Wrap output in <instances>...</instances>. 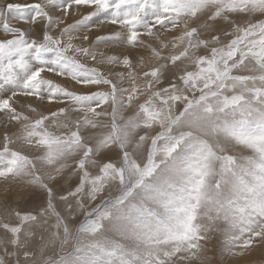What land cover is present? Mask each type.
I'll return each instance as SVG.
<instances>
[{
    "label": "rangeland",
    "instance_id": "1",
    "mask_svg": "<svg viewBox=\"0 0 264 264\" xmlns=\"http://www.w3.org/2000/svg\"><path fill=\"white\" fill-rule=\"evenodd\" d=\"M157 4L169 5L189 20L187 36H179L183 42L172 40L183 47L178 53H170L176 50L168 46L171 41L143 45L146 34L161 40L157 29H150L155 26ZM262 5L264 0H0V264H78L81 246L89 244L90 251L91 242L107 237L102 246L112 243L113 231H137L133 223L140 217L135 213L163 220L166 203L178 210L202 200H212L214 206L221 203L218 214L236 224L228 230L204 225L221 242L237 244L245 229L256 230L254 237L261 242L241 248L254 246L257 252L249 249L258 256L256 264H263L264 8L258 9ZM38 19L45 23L39 39L30 24ZM101 43L108 46L107 52L97 49ZM136 44L151 50L143 68H134L125 52ZM221 47L228 48L221 61L199 64ZM19 96L30 97L27 101ZM184 120L187 124L181 123ZM132 201L135 206L129 207ZM90 216L96 221L85 227ZM131 216L136 217L126 221ZM64 222L70 226L68 233ZM252 225L256 228L250 229ZM223 257L203 264L238 263ZM250 259L251 254L246 255L244 264Z\"/></svg>",
    "mask_w": 264,
    "mask_h": 264
},
{
    "label": "bare ground",
    "instance_id": "2",
    "mask_svg": "<svg viewBox=\"0 0 264 264\" xmlns=\"http://www.w3.org/2000/svg\"><path fill=\"white\" fill-rule=\"evenodd\" d=\"M180 1V0H179ZM187 1V0H186ZM198 1V0H197ZM225 1V0H224ZM261 2V1H260ZM30 3V1H29ZM28 3V4H29ZM111 5V4H110ZM142 5V4H140ZM139 5V6H140ZM149 5V4H148ZM205 5V4H204ZM138 6V8H139ZM53 7V6H52ZM146 7V6H145ZM190 7V6H189ZM224 7V6H223ZM257 7V6H256ZM86 6L83 5V9L82 11H85L86 9ZM89 9V7H87ZM211 8V7H210ZM217 8V7H216ZM264 6L262 5L260 8L258 9H263ZM73 9H76V8H73ZM172 7L170 8L169 5H167L165 7V5H160V4H157V6L154 8L155 10V13H154V25H152V28L150 29H153L154 30V27L155 29H157V32L159 34V36H161V40L158 41V39L160 38H157V43L155 38L153 39L152 37L149 36V34L147 35H144L145 36V43H143V45H148L150 43H152L153 45L155 44H159V45H162L164 46V44H162L163 41H165V44H167L168 42L171 41V43H169V47L173 48H176V50L174 49L173 52H170L171 54L172 53H178V51L180 49H182L183 47H181L182 45L179 44L181 42H183V39H180V35L182 36V34L186 35V31L190 29V27L188 28L187 27V23L189 22V20L187 19V17L183 14V13H176L174 11H172ZM205 9V8H204ZM140 10V9H139ZM206 10L207 7H206ZM215 10V9H214ZM126 11V10H125ZM152 11V10H151ZM222 11V10H221ZM146 12V11H145ZM212 12V11H211ZM210 12V13H211ZM207 13V12H206ZM76 14V13H75ZM81 14V13H80ZM147 14V13H146ZM53 15V14H52ZM55 15V14H54ZM83 14H81L82 16ZM87 16V15H86ZM111 16V15H110ZM134 16V15H133ZM59 17V16H58ZM198 17V16H196ZM98 18V17H97ZM100 18V17H99ZM141 18V17H140ZM61 19V18H59ZM112 19V18H110ZM142 19V18H141ZM148 19V18H147ZM199 19L200 16H199ZM204 20V18H203ZM42 21V20H41ZM111 21H114V20H110ZM151 21V19H150ZM150 21L148 20L147 23ZM180 21V23L177 25V28L175 27V23ZM185 21V24L183 23ZM204 22V21H203ZM48 23V22H47ZM55 23V22H54ZM64 23V22H63ZM107 23V22H106ZM116 23V22H115ZM205 23V22H204ZM33 27H32V31L36 34V37H38L37 39L41 38L42 37V33H41V30L43 29L44 27V22L43 23H40V20L38 19V23L37 22H34V23H30ZM114 24V23H113ZM120 24V23H119ZM133 24V23H132ZM146 24V23H145ZM152 23H150L151 25ZM192 24V23H191ZM195 24V23H194ZM193 24V25H194ZM197 24V23H196ZM195 24V26H197ZM258 24V23H257ZM97 25V24H96ZM136 25V24H134ZM61 26V25H60ZM64 26V25H63ZM100 26V24L98 25ZM123 26V25H122ZM115 27V26H114ZM118 27V26H117ZM145 27V26H144ZM97 28V27H95ZM106 28V27H105ZM133 28V27H132ZM131 28V30H132ZM135 28V27H134ZM143 28V27H142ZM201 28V27H199ZM205 28V27H204ZM207 28V27H206ZM205 28V29H206ZM100 29V28H99ZM111 29V28H110ZM127 29V28H125ZM147 29V28H146ZM202 30V28H201ZM45 31V30H44ZM95 33H99L98 30L94 29ZM100 31V30H99ZM113 31V30H112ZM111 31V33H112ZM116 31V30H115ZM114 31V32H115ZM149 31V29H148ZM190 31V30H189ZM204 31V30H203ZM249 31V30H247ZM93 32V31H92ZM125 32V30H124ZM156 32V33H157ZM202 32V31H201ZM77 33V31H76ZM76 33L75 36H76ZM108 33V32H106ZM116 33V32H115ZM121 32H119L120 34ZM140 34V32H138ZM145 33V32H144ZM151 33V32H150ZM66 34H69V33H66ZM79 34V33H78ZM118 34V35H119ZM123 34V33H122ZM142 34V33H141ZM244 34H245V31H244ZM248 34V33H246ZM71 35V34H70ZM132 35V34H130ZM156 35V34H154ZM238 35V34H237ZM67 36V35H66ZM69 36V35H68ZM72 36V35H71ZM82 37V33L80 35ZM95 36V35H94ZM112 36V35H111ZM120 36V35H119ZM139 40H140V35H137ZM136 36V37H137ZM143 36V37H144ZM158 36V37H159ZM187 36V35H186ZM202 36V35H201ZM234 36H236L234 34ZM100 37V36H99ZM131 37V36H130ZM136 37L135 40H136ZM242 37V36H241ZM5 38V37H4ZM70 38V37H69ZM73 38H74V35H73ZM92 38V37H91ZM111 38V37H110ZM109 38V39H110ZM113 38V37H112ZM121 38V37H120ZM137 38V40H138ZM165 38V39H164ZM65 39V38H64ZM63 39V40H64ZM79 39V38H78ZM82 39H85V38H82ZM119 39V38H118ZM174 39H177L179 41V43L175 42V41H172ZM136 40V41H137ZM203 40V39H202ZM65 41V40H64ZM69 41V40H67ZM73 41V40H72ZM77 41V40H76ZM81 41V40H80ZM118 41V40H117ZM124 41V39H123ZM129 41V40H127ZM232 41V40H231ZM70 42V41H69ZM68 42V43H69ZM75 42V41H74ZM79 42V41H78ZM82 42V41H81ZM96 42V41H95ZM103 42V41H102ZM112 42V41H111ZM133 42V41H132ZM156 42V43H155ZM190 42V41H189ZM119 43V42H118ZM117 43V44H118ZM134 43V42H133ZM139 43V41H138ZM185 43V41H184ZM64 44H66V42H64ZM79 44L81 45V43L79 42ZM125 44V43H124ZM132 43H130L131 45ZM142 44V43H141ZM186 44V43H185ZM236 44V43H235ZM75 45H78V44H75ZM83 45V44H82ZM81 45V46H82ZM104 45V43H103ZM102 43L100 46L102 47H98L97 49H105V47H108V46H103ZM113 45V44H112ZM110 45V46H112ZM119 45V44H118ZM116 45V46H118ZM121 45V44H120ZM137 45V44H136ZM152 45V46H153ZM158 45V46H159ZM16 46V45H15ZM64 46V45H63ZM68 46H72V45H68ZM109 46V47H110ZM115 46V45H114ZM123 46V45H122ZM146 46H142V45H137V46H128V49L125 48V52L128 53V55H130L129 57H131L130 59L131 60H134V68L136 67H139V68H143L145 67V63L144 62V58H146V55H148L151 51L148 49H144L143 47L146 48ZM151 46V47H152ZM161 47V46H159ZM166 46V45H165ZM234 46V45H233ZM65 47V46H64ZM74 47V46H72ZM80 47V46H79ZM78 47V48H79ZM84 46H82L81 49H83ZM113 47V46H112ZM154 47V46H153ZM116 48V47H115ZM122 48V47H121ZM148 48V46H147ZM201 48V46H200ZM230 48V47H229ZM259 48V46H258ZM119 49V48H118ZM124 49V48H123ZM151 49V48H150ZM153 49V48H152ZM160 49V48H159ZM158 49V50H159ZM71 50V49H70ZM108 50V49H107ZM106 50V52H107ZM117 50V48H116ZM154 50V49H153ZM156 50V49H155ZM167 50V49H166ZM255 50V49H253ZM112 51V50H111ZM115 51V50H114ZM164 51V50H163ZM216 53H215V56L214 54L211 55V57L213 58H202L201 60H199V64H203L206 65V66H210L213 62L212 60L213 59H216L217 62L221 61L224 57V55H222V53L224 51H227L228 52V48H220V51L219 49L215 50ZM214 51V52H215ZM260 51V50H259ZM258 51V52H259ZM92 52V51H91ZM110 53V51H108ZM123 52V51H122ZM149 52V53H148ZM168 52V50H167ZM248 52V51H247ZM256 52V51H255ZM119 53V52H118ZM117 53V54H118ZM254 53V52H253ZM116 54V55H117ZM167 54V53H166ZM247 54V53H246ZM106 55V54H105ZM120 55V54H119ZM118 55V56H119ZM155 55V54H154ZM261 55V54H260ZM59 56V55H58ZM125 56V55H123ZM179 56V55H178ZM194 56V55H193ZM70 57V56H68ZM74 57V56H72ZM78 57V56H77ZM116 57V56H115ZM128 57V56H127ZM256 57V56H255ZM258 57V56H257ZM61 58V57H60ZM117 58V57H116ZM120 58V57H119ZM122 58V57H121ZM120 58V59H121ZM184 58V57H183ZM182 58V59H183ZM191 58V57H190ZM193 58V57H192ZM260 58V57H259ZM51 60V59H50ZM64 60V58H63ZM66 60V59H65ZM124 61V59H122ZM122 60L120 62H122ZM126 60V59H125ZM185 60V59H184ZM193 60V59H192ZM192 60L190 59V62H192ZM261 60V59H259ZM189 61V60H188ZM132 61H128V63H131ZM180 62V61H179ZM184 62V61H182ZM186 62V60H185ZM189 62V63H190ZM264 62V61H263ZM125 63V62H124ZM123 63V64H124ZM112 63H110V66H111ZM123 64H122V67H123ZM143 64V66H142ZM149 64V63H148ZM185 64V63H184ZM187 64V63H186ZM65 65V64H64ZM90 65V64H89ZM92 65V64H91ZM119 65V64H118ZM133 65V64H132ZM183 65V64H181ZM51 66V65H50ZM60 66V65H59ZM66 66V65H65ZM87 66V65H86ZM109 66V67H110ZM114 66V64L112 65ZM116 66V65H115ZM128 66V65H127ZM130 66V65H129ZM149 66V65H148ZM187 66V69H188V65ZM250 66V65H249ZM94 67V66H93ZM96 67V66H95ZM98 67V66H97ZM126 67V65H125ZM168 68V66H165ZM178 67H180L178 65ZM133 68V67H132ZM182 68V67H181ZM34 69V68H32ZM92 69V68H91ZM90 69V70H91ZM95 69V68H94ZM100 69V68H99ZM165 69V68H164ZM180 69V68H179ZM213 69V68H212ZM8 70V69H7ZM117 70V69H116ZM126 70V69H124ZM214 70V69H213ZM58 71V70H57ZM96 71V70H95ZM107 71V70H106ZM172 71H173V67H172ZM171 71V72H172ZM223 70H221L220 72H222ZM239 71H242V70H239ZM91 72V71H90ZM97 72V71H96ZM130 72V70H129ZM170 72V71H169ZM214 72H217L214 70ZM253 72V71H252ZM4 73V72H3ZM99 73V72H98ZM168 73V72H167ZM217 77L218 79L220 78L219 76V72H217ZM242 73V72H241ZM245 73V72H244ZM248 73V72H247ZM264 73V72H263ZM81 74V73H80ZM120 74V73H119ZM131 74V73H130ZM169 74V73H168ZM186 74V73H185ZM214 74V73H213ZM246 74V73H245ZM244 74V75H245ZM251 74V73H250ZM69 75V74H68ZM97 75V73H96ZM103 75V74H101ZM100 75V76H101ZM254 75V74H253ZM129 76V75H128ZM131 76V75H130ZM129 76V77H130ZM134 76V75H133ZM162 76V75H161ZM242 76V75H241ZM250 76V75H249ZM25 77V76H24ZM48 77V76H47ZM127 77V76H126ZM214 77V76H213ZM246 77V76H245ZM251 77V76H250ZM260 77V76H259ZM94 78V77H93ZM100 78V77H99ZM131 78V77H130ZM243 78V77H242ZM262 78V77H261ZM28 79V77H27ZM106 80L108 78H105ZM111 80V78H110ZM132 80V79H130ZM128 80V81H130ZM168 80V79H167ZM257 80V79H256ZM133 81V80H132ZM247 81V80H246ZM186 82V80H185ZM199 82V81H198ZM213 82H215V80L213 79ZM249 82V81H248ZM253 82V81H252ZM29 84V83H28ZM27 84V85H28ZM136 84V83H135ZM196 84V83H195ZM201 84V83H200ZM253 84V83H252ZM109 85V84H108ZM122 85V84H121ZM137 85V84H136ZM91 86V85H90ZM125 86V85H124ZM116 87V86H115ZM219 87V86H218ZM82 88V87H81ZM17 89V88H16ZM53 89V88H52ZM79 89V88H78ZM195 89V88H194ZM88 90V89H87ZM114 90V89H113ZM135 90V89H134ZM138 90V89H136ZM141 90V89H140ZM133 91V89H132ZM220 91V90H218ZM25 92V91H24ZM30 92V91H29ZM28 92V93H29ZM74 92V91H73ZM116 92V91H115ZM139 92V91H138ZM195 92V91H194ZM222 92V91H220ZM5 93V91H4ZM12 93V92H11ZM22 93V92H21ZM70 93V92H69ZM128 93V92H127ZM256 93V92H255ZM7 94V92L5 93ZM30 94V93H29ZM38 94V93H37ZM3 96V92H0V96ZM8 95V94H7ZM6 95V96H7ZM50 95V94H49ZM158 95V93H157ZM5 96V95H4ZM66 96V95H65ZM114 96V95H113ZM159 96V95H158ZM259 96V95H258ZM30 97V96H29ZM29 97L27 98L26 96L25 97H17L19 99H26L27 101L29 100ZM45 97V96H44ZM243 97V96H242ZM132 98V97H131ZM77 99V98H76ZM128 99V98H127ZM160 99L163 100L160 96ZM252 99V98H251ZM42 100V99H41ZM75 100V99H74ZM4 101V100H3ZM20 101V100H19ZM40 101V100H39ZM48 101V100H47ZM67 101V100H66ZM144 101V100H143ZM147 101V100H146ZM1 102V101H0ZM22 102V101H21ZM43 102V100H42ZM60 102V101H59ZM171 102V101H170ZM205 102V101H204ZM36 103V101H35ZM130 103V102H129ZM207 103V102H206ZM22 104V103H21ZM16 105V104H15ZM38 105V104H37ZM88 105V104H87ZM7 107V105H5ZM30 106V105H29ZM62 106V105H61ZM23 107V106H22ZM51 107H52V104H51ZM50 107V108H51ZM252 107V105H251ZM8 108V107H7ZM25 108V107H23ZM49 108V109H50ZM56 108V107H55ZM65 108V107H64ZM68 108V107H66ZM207 108V107H206ZM5 110V108H3ZM21 109V107L19 108ZM23 110V109H22ZM26 110V109H25ZM29 108H27L26 111H28ZM55 110V109H53ZM57 110V108H56ZM104 110V109H103ZM7 111V109H6ZM197 111V110H196ZM5 112V111H4ZM50 112V111H49ZM2 113V112H1ZM12 113V112H11ZM26 113V112H25ZM29 113V112H28ZM46 114V113H45ZM49 114V113H48ZM47 114V116H48ZM43 115V114H42ZM89 115V114H88ZM183 115V114H182ZM3 116V114H2ZM4 116H7L9 117V115H4ZM12 117H14L13 113L10 115ZM17 116V115H16ZM24 116V115H23ZM41 116V115H40ZM203 116V115H202ZM18 117V116H17ZM57 117V116H56ZM165 117V116H164ZM9 119V118H8ZM86 119V118H85ZM7 120V118H6ZM250 121V120H249ZM3 122V121H2ZM18 122V121H15V123ZM163 122V121H162ZM4 123V122H3ZM181 123H184V124H187L186 120L182 121ZM173 124V123H172ZM251 124V123H250ZM15 125V124H14ZM190 125V124H189ZM8 126V124H7ZM10 128H11V122H10ZM13 126V125H12ZM104 126V125H103ZM182 126V124H180L178 127ZM173 127V126H172ZM192 129L195 130L196 132L195 133H199L198 130H200V128L193 124L192 125ZM170 129V128H169ZM175 129V128H174ZM252 129V128H251ZM250 129V130H251ZM178 130V129H177ZM202 132V131H201ZM207 132V131H206ZM103 137V136H102ZM22 143V142H21ZM169 146V145H168ZM218 145H216V148H217ZM219 147V146H218ZM109 148V147H108ZM220 149V148H219ZM218 150V149H217ZM234 150H236L238 152V148H234ZM35 151V150H34ZM104 152V151H103ZM169 152V151H168ZM221 153V152H220ZM207 154V153H206ZM111 156H115L114 153H110ZM137 156V155H136ZM135 156V157H136ZM208 157V160L210 158V156H207ZM139 158V157H137ZM132 160V159H131ZM82 161V160H81ZM210 161V160H209ZM83 162V161H82ZM132 161H129V163L131 164ZM33 163V162H31ZM51 165V164H50ZM55 165V164H54ZM84 165V163L82 164ZM157 165V164H156ZM97 166V165H96ZM51 167V166H50ZM92 167V166H91ZM106 167L109 169V163L108 165H106ZM83 169V168H82ZM112 168H110L109 170H111ZM114 169V168H113ZM150 169V168H149ZM84 170V169H83ZM107 170V169H106ZM45 171V170H44ZM121 171V170H119ZM150 171V170H149ZM163 171V170H162ZM116 173H119V172H116ZM165 173V171H164ZM52 174V172H51ZM115 174V173H114ZM74 176V175H73ZM78 176V175H77ZM85 176V175H84ZM120 176H122L120 174ZM90 178V177H89ZM103 178V177H102ZM116 178H117V175H116ZM121 178V177H120ZM66 179V178H65ZM77 179V178H76ZM88 179V178H87ZM107 179V178H106ZM122 179V178H121ZM158 179V178H157ZM48 180V179H47ZM110 180V179H108ZM156 180V179H155ZM159 180V179H158ZM83 181V179H82ZM89 181V180H88ZM107 181V180H106ZM112 181V180H111ZM117 181V180H116ZM86 182V181H85ZM91 182V180H90ZM200 186L203 184L202 182L199 183ZM90 185V184H89ZM148 186H150L151 184H147ZM156 185V184H155ZM85 186V185H84ZM159 186V185H158ZM162 186V185H161ZM90 187V186H89ZM97 187V186H96ZM95 187V188H96ZM147 187V186H146ZM151 187V186H150ZM59 188V187H58ZM158 187H156L157 189ZM160 188V186H159ZM162 188V187H161ZM160 188V189H161ZM144 189H146L144 187ZM95 190V189H94ZM148 190V188H147ZM147 190H144V191H147ZM167 190V189H166ZM126 190H123L122 191V194L125 192ZM155 191V190H154ZM163 191V190H161ZM199 191V190H198ZM65 192V191H64ZM69 192V191H68ZM83 192V191H82ZM159 192V191H158ZM166 191H164L163 193H165ZM55 193V192H54ZM144 193V192H143ZM167 193V192H166ZM165 193V194H166ZM169 193V192H168ZM176 193V192H175ZM93 194V193H92ZM154 194V192H153ZM159 194V193H157ZM162 195V193H160ZM66 195V194H65ZM170 195V194H168ZM218 193L215 192L214 193V196H217ZM58 196V194H57ZM155 196V195H153ZM198 196V195H197ZM162 197H165V196H162ZM169 197V196H168ZM54 198V197H53ZM166 198V197H165ZM168 198H166L167 200ZM149 200V199H148ZM62 201V200H61ZM170 201V200H169ZM187 201V200H185ZM220 201V200H219ZM134 201H132L129 205V207H134L135 204L133 203ZM153 202V201H152ZM156 202V201H155ZM213 202H216L214 201L213 199ZM55 203V202H54ZM129 203V202H128ZM194 203V202H193ZM192 203V204H193ZM226 203L228 204H233L231 201L229 200H226ZM62 204L61 202L59 203V205ZM179 204V203H178ZM152 205V204H151ZM57 206V205H56ZM67 206V205H66ZM146 208L149 206L148 204H145L144 205ZM155 206V205H154ZM60 207V206H59ZM128 207V205H127ZM150 207V206H149ZM148 207V209H149ZM165 208H167V214H166V217L170 218L168 220H166V217L163 218V220H158L154 215L152 214H146V213H143L142 211L141 212H137L135 213L134 215L137 214V216H139L140 218H147L146 220L147 221H143L144 223L142 222H139L137 223L139 220L136 218L134 220V224H136V226L133 228L137 229L136 230H130L131 228H127V232L126 233H123L124 232V229H123V232L122 230L121 231H113V234L111 235V240H112V243H109L108 245L106 246H102L104 245V243L106 242L105 239H102L96 243H90L91 245V248H93V250L89 251L87 248H89V244H87L86 246L82 247L81 245V249H82V255L83 253H85L83 256L81 255V259H79V263L78 264H118V262H121V264H193V261L192 260H196L199 262V264H203V263H206L208 261H210L211 259H215L216 262L218 260H221L220 259V256L222 255V257L224 256L226 259L225 260H236L238 261L237 264H244L246 261H243V259L245 258L246 255H249L251 254V259L248 260V262L250 264H256L257 262V259H258V256L255 254V252H257L256 248H254V246H250L249 248H252V249H255V252L250 250L249 248H247V250H244L241 248V246H243L244 244H250V243H253L255 244L256 242H259L260 241V238L256 240V238L254 237V232L256 230H254L252 232V230H248V229H245V232L244 233H240L239 234V241L237 242V244H234L232 245L231 243H229L226 239L223 240L222 242L219 240V236H215L213 235V231L208 229V228H204V225H216L215 227H219L220 229H233L236 224L235 222L232 220V219H227V218H222L221 217V213L218 214L219 210L222 208V205L221 203H215V206L212 204V200H208V201H204L202 200L201 204L199 203H194V205L192 206L191 204L189 206H186L187 209H178V210H172L171 209V206H169L168 203H166L164 205ZM62 208V207H61ZM157 208V207H155ZM130 209V208H128ZM162 209V208H161ZM160 209V210H161ZM111 210V209H110ZM150 210V209H149ZM153 210V208H152ZM156 210V209H155ZM159 210V209H158ZM61 211V210H60ZM104 211V210H103ZM62 212V211H61ZM114 212V210H113ZM149 211H147L148 213ZM154 212V210H153ZM54 213V212H53ZM63 213V212H62ZM155 213V212H154ZM117 214V213H116ZM55 215V214H54ZM64 215V214H62ZM129 215V214H128ZM159 215V214H157ZM164 215V214H163ZM116 216V215H115ZM132 217V216H131ZM136 216L132 217V218H125L126 221H132L133 218H135ZM162 217V216H161ZM64 218V217H63ZM62 218V220H63ZM95 217L91 218H86L87 220L85 221L84 223V226H89L91 224H94L93 221H96V219H94ZM97 218V217H96ZM25 219V218H24ZM100 219V218H99ZM22 220V219H21ZM123 220V219H122ZM65 221V220H63ZM62 221V222H63ZM102 221V220H100ZM136 221V222H135ZM141 221V220H140ZM166 221V222H164ZM260 221H264V217L260 220ZM67 222V221H66ZM111 222V221H110ZM121 222V221H119ZM100 223V222H99ZM125 223V222H124ZM146 223V224H145ZM3 224V223H2ZM96 224V223H95ZM132 224V222H131ZM130 224V226H131ZM25 225V223H24ZM126 225V224H125ZM250 225V224H249ZM4 226V225H3ZM6 226V225H5ZM20 226V225H19ZM63 229L65 231V233H68V227L66 225V223L64 222L63 223ZM95 226V225H94ZM128 225V227H130ZM255 225H252L250 227V229H254L256 228V226L254 227ZM11 227V226H10ZM16 227V226H15ZM114 227V226H113ZM8 228V227H7ZM13 228V226L11 227V229ZM19 228V227H18ZM105 228V227H104ZM122 228V227H121ZM132 228V229H133ZM144 228H150L151 231H149L148 233H145L144 231H146L147 229H144ZM160 228H162V230H160ZM62 229V228H61ZM104 230V229H103ZM160 230V231H159ZM219 230V229H218ZM16 231V229H15ZM126 231V230H125ZM18 232V231H17ZM83 232V231H82ZM249 232V233H248ZM16 233V232H15ZM19 233V232H18ZM73 233V232H72ZM100 233V232H99ZM102 233V232H101ZM143 233V234H142ZM180 233V236H178L177 234ZM12 234V233H11ZM17 234V233H16ZM87 234V233H86ZM89 234V232H88ZM183 234H186V236H184ZM66 235V234H65ZM105 235V234H104ZM114 235H116L117 237H114ZM140 235V236H139ZM14 236V235H13ZM18 236V234H17ZM20 236V235H19ZM79 236V235H78ZM106 236V235H105ZM104 236V237H105ZM178 236V237H177ZM237 236V235H235ZM33 238V236H31ZM83 237V236H82ZM35 238V237H34ZM79 238V237H78ZM77 238V240L79 241V239ZM56 239V238H55ZM66 239V238H65ZM222 239V238H221ZM76 240V241H77ZM82 240V239H81ZM94 240V239H92ZM108 240V239H107ZM118 243L119 247H120V250H117L116 247H118V245H116L115 241ZM264 240V238L262 239ZM137 242L136 244L132 243V242ZM82 242V241H81ZM261 242V241H260ZM61 243V242H60ZM226 243L234 248H231L229 246H226ZM64 244V243H63ZM80 244V242H79ZM221 244L222 246L224 245V247H221ZM60 245V244H59ZM78 245V244H77ZM125 245L129 246L128 248L131 249L130 251L131 252H128V248L124 247ZM75 246V244H74ZM72 247V246H71ZM247 247V246H245ZM220 248H224L222 249L223 252L222 253H218V250ZM264 248V246H263ZM78 250V249H77ZM87 250V251H86ZM117 250V251H116ZM190 251H194V252H190ZM115 252V253H114ZM190 252V254H189ZM61 253V252H60ZM76 254V253H75ZM80 254V252H79ZM78 254V255H79ZM91 254V255H90ZM224 257L222 259H224ZM68 258V257H67ZM145 262V263H144ZM224 262V261H223ZM222 264V263H221ZM264 264V263H263Z\"/></svg>",
    "mask_w": 264,
    "mask_h": 264
}]
</instances>
